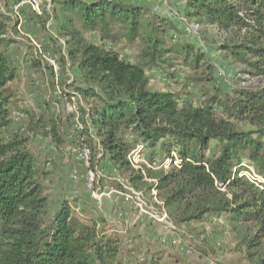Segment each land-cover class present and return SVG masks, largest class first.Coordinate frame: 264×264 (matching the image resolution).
<instances>
[{"label": "trees", "instance_id": "16d2710c", "mask_svg": "<svg viewBox=\"0 0 264 264\" xmlns=\"http://www.w3.org/2000/svg\"><path fill=\"white\" fill-rule=\"evenodd\" d=\"M41 1V14L29 7L43 27L55 22L57 36L52 39H63L58 60L63 69L68 64L75 69L62 93L77 96L83 127L77 129L78 139L90 149L92 170L109 162L122 190L142 192L160 208L156 190L177 229L222 219L245 264H264V182L242 175L247 162L264 179V81L234 86L230 93L209 89L214 80L210 54L179 42L173 19L146 4ZM184 1L175 19L184 18L200 29L216 28L225 58L240 65L242 73L264 79V0ZM8 6L0 0V264H124L126 257L142 252L143 238L116 231L103 217H81L69 202L53 210L57 166L30 148L29 134H12L13 107L21 106L23 98L11 88L22 72L13 52L20 44L19 19ZM84 31L99 33L101 44L90 42ZM122 40L135 48L132 61L117 49ZM31 61L34 68H43L32 54ZM178 62L191 69V82L202 84L197 102L151 85L150 70L175 77ZM47 68L53 74V65ZM24 110L29 133L61 148L59 116L47 120ZM139 143L151 163L163 162L173 152L182 162L177 165L174 159L168 169L146 167L147 178L157 180L151 183L128 158ZM129 239L134 248L125 252ZM150 264L181 263H166L162 253L152 251Z\"/></svg>", "mask_w": 264, "mask_h": 264}, {"label": "rangeland", "instance_id": "374dc122", "mask_svg": "<svg viewBox=\"0 0 264 264\" xmlns=\"http://www.w3.org/2000/svg\"><path fill=\"white\" fill-rule=\"evenodd\" d=\"M49 1L52 2V0ZM124 1L146 4L159 11L163 17L172 18L179 26V29L174 32L179 42L193 43L210 54L211 62L214 65V80L209 84V89L219 88L225 93H230L234 86H255L263 83L264 79L252 78L250 75L242 73L243 69L240 65L231 64L225 58L224 53L219 49L222 40L216 28L202 27L194 33L190 30L189 25L191 24L186 23L184 18H180L182 20L175 19V14L183 10L184 0ZM7 3L10 4L8 7L13 13V6L18 3L16 0H7ZM43 4L44 8L48 6L46 2ZM48 9L52 10L53 7L49 6ZM19 10L23 18V21L18 25L20 44L14 46L13 52L20 60L22 78L19 82L13 83L11 88L21 92L23 102L21 106L13 107L14 129L12 134L17 131H22L25 136L29 134L30 148L35 153L52 160L57 166L59 182L52 191V209L56 210L63 202H69L81 210L85 208L84 210L90 214L92 209L99 210V212L101 210L103 214L118 219L119 223L114 224L117 226L114 227L116 231L120 233L122 231L124 235H128L130 231L134 233L133 235L142 234L140 235L144 240L142 252L130 257V259H136L138 264H150L152 251L162 253L166 263L179 260L181 264H245L244 253L237 249V242L224 222L194 226L188 229L178 228L176 232L181 242L180 245L161 244V237H171L176 234L169 232L163 223L142 215L136 205L131 200H127V195L130 192H125L120 188L119 184L122 183V180L119 176L111 173L110 165L103 163L99 166L98 171L92 170L82 155L83 150L80 147L78 128L71 110L72 106H67V97L62 95V85L74 79L76 73L70 64L66 66L67 70L63 69L58 60L57 46H61L63 39H57V41L52 39L57 36L55 22L49 21L47 27H43L35 19L34 12L29 6L22 5ZM84 33L90 42L101 44L99 33L86 31ZM122 41L124 42L117 46V49L121 50L126 60L132 61L135 56V48L125 40ZM31 54L37 57L43 68L32 66ZM47 64L53 65V74L47 68ZM173 72H175V77L157 69L150 70L148 73L151 85L157 89L173 92L183 99L194 101L200 99L202 84L190 81L191 69L178 62ZM24 109L28 110L30 114L45 117L47 120L51 116H59L61 124L63 123L60 126L61 133L64 134V143L61 148H57L40 134L33 136L29 133L28 127L26 128L30 121L29 114ZM91 173L95 175L94 184L90 181ZM99 178L104 181H98ZM94 191L96 195H94ZM100 193L108 195H100ZM146 200L150 208L154 207L158 214V208L151 204L148 198ZM143 216L147 218L145 219ZM127 220H131L128 226L123 223ZM208 226L211 227L212 236H208L210 235L207 233ZM125 242L123 245L125 252L133 251L134 243L130 239ZM184 246L194 249V253L186 254L182 249ZM128 260L129 257H126V262Z\"/></svg>", "mask_w": 264, "mask_h": 264}, {"label": "built area", "instance_id": "2783aa9c", "mask_svg": "<svg viewBox=\"0 0 264 264\" xmlns=\"http://www.w3.org/2000/svg\"><path fill=\"white\" fill-rule=\"evenodd\" d=\"M22 5H26V6H30L35 12L41 14L42 13V1L41 0H21L20 2H18V4L13 6L14 12L17 15L19 22L23 21V18L21 16L20 10L19 8ZM13 12V13H14ZM175 16H178L177 13L175 14ZM52 22V21H50ZM53 23V22H52ZM190 26V30L194 33L198 32V30L200 29V25L198 24H191ZM55 64V63H53ZM63 95V94H62ZM65 97V96H64ZM67 106H72L71 110L75 115V121H76V126L78 128V130H81L82 124L79 121V112L78 109L76 107V100H77V96L75 95H71L70 97H67ZM83 150V157L85 159V162L90 165V158H91V153H90V149L86 146H80ZM129 161L131 163V165L133 166V168L135 170L141 171L143 174H145L146 176V167L152 168L154 170L157 169H168L171 164L173 163V160L175 159V164L179 165L182 160H180L178 158L177 152H173L172 155L169 158H166L163 162L160 163H151L147 158H146V147L144 144L139 143L137 144L129 153L128 155ZM243 165L247 168L244 172H242V175L247 176L248 179H250L251 181L255 182V183H259V182H264V179L262 177H260L256 171L253 165L244 162ZM146 180H148L151 183H156L157 180L155 179H150L147 178V176L145 177ZM90 181L94 184L95 183V175L93 173H91V178ZM118 193V192H116ZM94 195H96V192L94 191ZM100 195H108L107 193H100ZM127 195V194H126ZM153 195H154V200L155 202L160 206V208H158L157 210H159L158 214L155 212L154 207L150 208V205L148 204V201L146 200L145 196L143 195L142 192H138L136 190H130V194L127 195V200H131L136 207L139 209L140 213L144 216H149L150 218H152L153 221L156 222H160L163 223L166 228L169 229V232H171L172 234H176L175 236H171V237H161V244H165V245H180V239L177 235V228L176 226L170 221L168 213L165 209L164 203L159 201L156 197L157 192L156 190H153ZM152 206V205H151ZM222 219H215L213 224H220L222 223ZM207 233L210 234L208 236H212L211 234V227L208 226L207 227ZM183 251L188 254V255H192L194 253V250L190 247H182Z\"/></svg>", "mask_w": 264, "mask_h": 264}, {"label": "crops", "instance_id": "0c3cea01", "mask_svg": "<svg viewBox=\"0 0 264 264\" xmlns=\"http://www.w3.org/2000/svg\"><path fill=\"white\" fill-rule=\"evenodd\" d=\"M107 162V161H106ZM106 165H110V167H111V164H109V162H107V164ZM111 173H113V175H116L117 176V174H116V172H114L113 170L111 171ZM75 209H76V211H77V213H78V215L79 216H81V217H84V218H89V217H103V218H105L108 222H111V223H113V224H115V225H117L119 222L117 221L118 219H116L115 217H113V216H108V215H106V214H103L102 212H101V210H100V212H99V210H96V209H92V210H90L91 211V214L90 213H87V211L86 210H84L85 208H83L82 210H81V208H77V207H75ZM89 211V212H90ZM94 211V212H93ZM144 217V216H143ZM142 218V217H141ZM145 219L147 218V217H144ZM144 218H142V219H144ZM131 220H132V218H131ZM131 220H127L126 222H123L124 223V225H126V226H128V224L130 223V221ZM152 222V221H151ZM153 223V222H152ZM120 224H122V223H120ZM114 225V226H115ZM139 225V224H138ZM115 227H117V226H115ZM136 227V226H135ZM136 229H137V227H136ZM130 231V230H129ZM121 233L123 234V232L121 231ZM128 234H134V233H132V231H130ZM139 236L140 235H142V234H138ZM141 237H143V236H141ZM126 243V242H125ZM134 254V253H133ZM136 254V253H135ZM134 254V255H135ZM135 263H137V261H136V259H130V257H129V260L126 262L125 261V263L124 264H135ZM138 264V263H137Z\"/></svg>", "mask_w": 264, "mask_h": 264}]
</instances>
